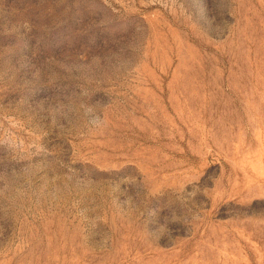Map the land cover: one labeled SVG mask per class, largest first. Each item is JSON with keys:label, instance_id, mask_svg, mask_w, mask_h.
I'll list each match as a JSON object with an SVG mask.
<instances>
[{"label": "rangeland", "instance_id": "1", "mask_svg": "<svg viewBox=\"0 0 264 264\" xmlns=\"http://www.w3.org/2000/svg\"><path fill=\"white\" fill-rule=\"evenodd\" d=\"M0 264H264V0H0Z\"/></svg>", "mask_w": 264, "mask_h": 264}]
</instances>
